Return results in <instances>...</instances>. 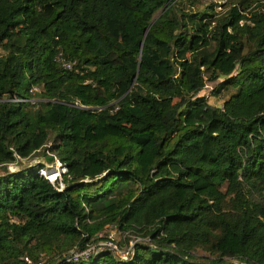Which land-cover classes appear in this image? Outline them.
<instances>
[{"label": "trees", "instance_id": "1", "mask_svg": "<svg viewBox=\"0 0 264 264\" xmlns=\"http://www.w3.org/2000/svg\"><path fill=\"white\" fill-rule=\"evenodd\" d=\"M216 6L0 0V264H264V0Z\"/></svg>", "mask_w": 264, "mask_h": 264}, {"label": "rangeland", "instance_id": "2", "mask_svg": "<svg viewBox=\"0 0 264 264\" xmlns=\"http://www.w3.org/2000/svg\"><path fill=\"white\" fill-rule=\"evenodd\" d=\"M223 0H199L200 5H207L209 3H216L215 10L216 11H222L221 7L219 6L220 3H222ZM3 53V51L0 49V54ZM216 82H207L205 87L200 92L201 95L205 96L208 103L216 106H221L223 103V100L228 96V92H223L221 95L213 96L211 94L212 89L215 87ZM44 153H47V151H44ZM48 155V154H47ZM47 158L43 155L42 151L36 152L35 154L31 155L28 158L20 159L15 163H11L8 165V169L10 171H17L20 169L30 168L33 166H37L40 163L44 165L42 168L46 173L49 175L51 179H55L57 177V180L60 179V175L57 173L60 172V167H58V163L56 159L53 160V162H48L46 160ZM2 169L0 167V173ZM58 175V176H57ZM100 239L92 242L90 247L91 251L95 252L98 250H103L107 248L105 245H107L108 242H113L118 247V255L125 256L127 250L131 247V242H134V239H136V236L132 232H126L122 233L120 232L116 227L114 226H107L105 230L99 235ZM197 255L199 256H210L211 253H209L207 250L204 249H197L196 251ZM116 254V256H117ZM42 261L40 263H32L29 260L27 263L31 264H44L47 257H42Z\"/></svg>", "mask_w": 264, "mask_h": 264}, {"label": "built area", "instance_id": "3", "mask_svg": "<svg viewBox=\"0 0 264 264\" xmlns=\"http://www.w3.org/2000/svg\"><path fill=\"white\" fill-rule=\"evenodd\" d=\"M61 61H62V65H63L64 67H66V68H68V69H70V68L72 67V64H73V63L67 62V61H65L64 59H61ZM33 90H37V88H34ZM12 100H13V101H16V102H22V101H24L25 99H22V98H13ZM17 158H18V159H21V158H19L18 156H17ZM56 161H57V163H58V167H60V172L57 173V174L60 175V173H61V174H62V173H65V172H66V168H65L64 166L61 165V163L59 162L58 159H56ZM38 172H39L40 175H42V176H44L45 178L49 179V181H51L52 183L57 182V186H56V188H57L58 190H62V189H63L64 185H63V183H62V181H61V177H60V179H58V180H57V177H56L55 179H51V178L49 177V175L46 173V171H44L42 168L39 169ZM58 175H57V176H58ZM133 244H134V242H131V247H130L129 250H127L125 256H120V255L117 254V253H118V252H117V251H118V247H117L113 242H108L107 245H105V246H106L107 248H109V249H110L115 255L117 254V256H118L119 258H121V259H127L128 257H130V256L133 254V249H132ZM91 250H92L91 247H87L86 249H83V250H72V251L70 252L69 259H70V260H78V259H81V258H83V259H87V258L90 256V254L93 252V251H91Z\"/></svg>", "mask_w": 264, "mask_h": 264}, {"label": "water", "instance_id": "4", "mask_svg": "<svg viewBox=\"0 0 264 264\" xmlns=\"http://www.w3.org/2000/svg\"><path fill=\"white\" fill-rule=\"evenodd\" d=\"M218 107H220V106H218Z\"/></svg>", "mask_w": 264, "mask_h": 264}]
</instances>
